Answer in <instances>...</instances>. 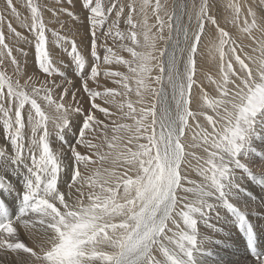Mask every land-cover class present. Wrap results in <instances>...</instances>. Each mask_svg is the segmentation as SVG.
<instances>
[{
  "label": "snow or ice",
  "instance_id": "snow-or-ice-1",
  "mask_svg": "<svg viewBox=\"0 0 264 264\" xmlns=\"http://www.w3.org/2000/svg\"><path fill=\"white\" fill-rule=\"evenodd\" d=\"M4 5L0 264H264V0Z\"/></svg>",
  "mask_w": 264,
  "mask_h": 264
},
{
  "label": "rangeland",
  "instance_id": "rangeland-1",
  "mask_svg": "<svg viewBox=\"0 0 264 264\" xmlns=\"http://www.w3.org/2000/svg\"><path fill=\"white\" fill-rule=\"evenodd\" d=\"M16 2L18 4H22L23 0H16ZM173 2H177V0H173ZM0 8H5L4 0H0ZM21 11L25 15H27V12L23 8H21ZM5 12L7 15L6 9H5ZM47 16H48V14L46 13V17ZM13 24H14V26H18V22L15 19H13ZM18 30H22V29H18ZM25 34H27V33H25ZM57 54H59L58 49H57ZM65 59H67V57H65ZM29 62L31 63V57L29 58ZM121 70H123V69H121ZM108 86H113V85L111 84V82H109ZM254 168L257 171H259L260 170V164L254 165ZM251 184H252V188L254 189V191H252V189H249V191L251 190L250 191L251 197L253 196L252 198L254 200H259L260 196L264 194V191H261V189L264 188V186H261L256 182L255 183L251 182ZM0 196H3V198H5V200L7 201L6 203H8V205H9V211L11 212L13 210V204L11 203V201L13 200V196H9L6 193H0ZM247 198H248L247 195H245L242 199L246 200ZM18 203H19V201L17 199L16 204H18ZM253 205H255V203H253ZM253 208H254V206H253ZM222 216H223V213H222ZM249 219H250V222H252L253 225L256 226V228L254 227V231L256 232V243H257L258 250L261 252H264V209L256 207V205H255V211L254 212L249 210ZM223 220L225 221V217L223 218ZM224 225H226V223ZM218 226H219V223H218ZM238 230H239V228H238ZM239 235L241 238L239 237ZM239 235L237 237L239 239V241H236V242L230 241L229 242L226 238L224 239V237H222V235L220 234V236L224 239V242L221 245H219L218 249L215 252V253H217V255H215V253H214V258H219L220 256H222L223 258L221 260H223L226 257L225 261L229 260L232 262L244 261V260L250 261V260L254 259V257H251V255L248 252H246V244H247L246 236H244V234H242V233H240ZM219 248H221V249H219Z\"/></svg>",
  "mask_w": 264,
  "mask_h": 264
},
{
  "label": "bare ground",
  "instance_id": "bare-ground-1",
  "mask_svg": "<svg viewBox=\"0 0 264 264\" xmlns=\"http://www.w3.org/2000/svg\"><path fill=\"white\" fill-rule=\"evenodd\" d=\"M59 50V49H58ZM255 183V182H254ZM255 185V184H254ZM257 186V185H256ZM257 189V188H256ZM251 191V190H250ZM257 192V191H256ZM264 195V194H263ZM253 197V196H252ZM253 199V198H252ZM7 202V201H6ZM18 205V204H17ZM255 208V205H253ZM252 206V207H253ZM260 212V211H259ZM253 214V213H252ZM260 214V213H259ZM224 218V214L222 216ZM253 218V217H252ZM251 218V219H252ZM260 219V218H259ZM263 220V219H262ZM255 221V220H254ZM257 222V221H256ZM219 226H222L224 228V231L221 233L222 237H224V239L226 238L229 242H236L239 241V239L237 238L238 235L242 232H240V230H238V225L234 223V218L231 217L230 214H228L227 217H225V221L222 219L221 222H218ZM226 223V225H224ZM254 227L256 228V226L254 225ZM243 234V233H242ZM240 237V235H239ZM241 238V237H240ZM223 239V240H224ZM235 244V243H234ZM230 245V244H229ZM239 248V247H238ZM221 249V248H219ZM228 253V252H227ZM226 254V253H225ZM215 255H217V253H215ZM223 257L220 256L219 259H222ZM226 260V257L223 259V261ZM231 260V259H230ZM229 261V260H227ZM251 261V260H250Z\"/></svg>",
  "mask_w": 264,
  "mask_h": 264
}]
</instances>
